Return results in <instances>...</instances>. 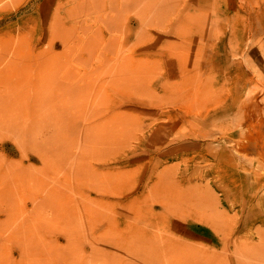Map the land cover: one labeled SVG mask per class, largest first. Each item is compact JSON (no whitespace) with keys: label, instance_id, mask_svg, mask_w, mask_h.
<instances>
[{"label":"rangeland","instance_id":"1","mask_svg":"<svg viewBox=\"0 0 264 264\" xmlns=\"http://www.w3.org/2000/svg\"><path fill=\"white\" fill-rule=\"evenodd\" d=\"M263 168L264 0H0V264H264Z\"/></svg>","mask_w":264,"mask_h":264},{"label":"bare ground","instance_id":"2","mask_svg":"<svg viewBox=\"0 0 264 264\" xmlns=\"http://www.w3.org/2000/svg\"><path fill=\"white\" fill-rule=\"evenodd\" d=\"M263 169H264V168H263ZM263 172H264V171H263ZM260 174H261V173H260ZM263 175H264V174H263ZM261 179H262V177H261ZM261 179H260V180H261ZM262 183H263V182H262ZM258 187H259V186H258ZM259 188H260V187H259ZM183 197H184V196H183ZM187 199H188V198H187ZM189 200H190V202H191V199H189ZM186 201H188V200H186ZM213 201H214V200H213ZM261 201H262V199H261ZM176 202H178V201H176ZM179 203H182V202H179ZM192 203H193V201H192ZM205 203H206V202H205ZM173 204H174V203H173ZM194 204H195V202H194ZM203 206H204V205H203ZM186 207H188V206H186ZM185 209H186V208H185ZM188 209H189V208H188ZM151 211H152V210H151ZM181 211H182V210H181ZM215 219H216V217H215ZM149 224H150V223H149ZM158 225H159V224H157L156 227H159ZM146 226H147V225H146ZM151 226H152V225H151ZM153 227H154V226H153ZM149 228H150V227H149ZM157 229H160V228H157ZM261 229H264V228H260V230H261ZM141 230L143 231V229H141ZM145 230H146V229H145ZM148 230H149V229H148ZM150 230H151V229H150ZM150 230H149V232H150ZM161 230H162V229H161ZM161 230H160V231H161ZM130 231H131V230H130ZM132 231H133V230H132ZM142 231H141V233H142ZM152 231H153V230H152ZM155 232H157V231H155ZM261 232L264 233V231H262V230H261ZM130 233H131V232H130ZM130 233H129V234H130ZM134 233H135V232H134ZM134 233H133V234H134ZM138 233H139V232H138ZM141 233H139V234H141ZM145 233H146V231H145ZM145 233H144V234H145ZM160 233H161V232H160ZM167 233H168V232H167ZM170 233H171V232H170ZM144 234H143V235H144ZM155 234H156V233H155ZM155 234H154V236H156ZM259 234H262V233L259 232ZM259 234H258V235H259ZM121 235H122V234H121ZM121 235H120V236H121ZM134 235H135V234H134ZM137 235H138V234H137ZM147 235H148V231H147ZM147 235H146V236H147ZM151 235H152V234H151ZM159 235H160V234H159ZM162 235H164V234H162ZM169 235H170V234H169ZM120 236H118V237H120ZM122 236H123V235H122ZM122 236H121V237H122ZM124 236H126V235L124 234ZM146 236L144 235L145 239H146ZM149 236H150V234H149ZM165 236H166V235H164L163 237H165ZM261 236L264 237L263 235H261ZM129 237H130V236H129ZM129 237H128V238H129ZM141 237H142V236H140V238H141ZM144 237H142V238H144ZM156 237H159V236H156ZM156 237H155V238H156ZM160 237H161V235H160ZM160 237H159V240H160ZM184 237H185V236H184ZM262 237H261V238H262ZM125 238H126V237H125ZM125 238L123 237V239H122V240H124V242H125ZM174 238H175V237H174ZM186 238H187V237H186ZM115 239H118V238H115ZM126 239H127V238H126ZM138 239H139V236H138ZM145 239H143L142 241H144ZM161 239H163V238H161ZM118 240H119V239H118ZM148 240H149V239H147L146 242H148ZM150 240H152V238H151ZM156 240H157V239H156ZM156 240H154V241H155V243H157V246H155V245H153V246H155L157 250H156L155 248H152V249H153V250L155 249V251H158V250H160V247H161V246H158V244L161 243L162 240H161V242H158L159 240H158V241H156ZM164 240H165V239H164ZM164 240H163V242H164ZM180 240H181V239H180ZM180 240H179V241H180ZM129 241H130V240H129ZM134 241H135V240H134ZM167 241H168V240H167ZM171 241H173V240H171ZM185 241H186V240H185ZM261 241H264V238H262ZM122 242H123V241H122ZM139 242H140V241H139ZM150 242H151V241H150ZM169 242H170V241H169ZM132 243H133V242H132ZM142 243H143V245L145 244V242H142ZM148 243H149V242H148ZM155 243H153V244H155ZM170 243H171V242H170ZM176 243H177V241H176ZM262 243H263V242H262ZM116 244H117V243H116ZM122 244H123V243H122ZM122 244H121V247H120V248H122V247L126 248V247H127L126 245H124V244L122 245ZM140 244H141V243H140ZM150 244H151V243H150ZM163 244H164V243H163ZM165 244H166V243H165ZM174 244H175V243H174ZM179 244H180V243H179ZM182 244H183V243H182ZM187 244H189V243H187ZM263 244H264V243H263ZM113 245H115V243H114ZM143 245H140V246H143ZM118 246H120V242H119V245H118ZM118 246H117V247H118ZM168 246H169V244H168ZM168 246H166V248H168ZM172 246H173V247H172ZM172 246H171V247H172L173 250L176 249V248H174L175 246L173 245V243H172ZM181 246H183V245H181ZM138 247H139V246H138ZM138 247H137V249H138ZM144 247L147 248L148 246H147V245H146V246L144 245ZM149 247H151V245H150ZM157 247H158V248H157ZM163 247H165V245H163L162 248H163ZM171 247H170V248H171ZM179 247H180V246H179ZM183 247H185V246H183ZM260 247H261V249H262L264 246L261 245ZM118 248H119V247H118ZM130 248H133V247H130ZM139 248H141V247H139ZM166 248H165V250H166ZM170 248H169V249H170ZM188 248H190V246H189ZM193 248H194V247H193ZM193 248H192V250H193ZM126 249L128 250V248H126ZM135 249H136V248H135ZM142 249H143V247H142ZM147 249H148V248H147ZM152 249H151V251H152ZM169 249H168V252H170ZM172 249H171V251H172ZM97 250H98V249H97ZM115 250H116V249H115ZM127 250H126V251H127ZM132 250H133V249H132ZM132 250L130 251L131 253L133 252ZM148 250H150V249H148ZM165 250H164V251H165ZM181 250H182V249H181ZM190 250H191V249H190ZM119 251H121V250H119ZM140 251H142V250H140ZM145 251H147V250H145ZM145 251H143V252H145ZM161 251H162V250L156 252V254H160ZM174 251H175V250H174ZM177 251H178V250H177ZM179 251H180V250H179ZM184 251H186V249H185ZM134 252H136V251H134ZM143 252H142V253H143ZM162 252H163V251H162ZM162 252H161V255H162V256H164V257L168 256V255H165V254L167 253V251L165 252V254H164V252H163V253H162ZM181 252H183V251H181ZM194 252H195V251H194ZM196 252H197V250H196ZM198 252H199L200 254H205V253H203V252L201 253V251H198ZM131 253H129V255H130ZM140 253H141V252H139V254H140ZM142 253H141V256H143ZM145 253H147V252H145ZM148 253H149V252H148ZM171 253H172V252H171ZM173 253H174V252H173ZM173 253H172V254H173ZM176 253H177V252H176ZM109 254H110V253H109ZM122 254H124V255L126 254L125 250H124V253H122ZM134 254H135V253H132V257H133ZM139 254H138V255H139ZM149 254H150V253H149ZM152 254H155L154 251H152ZM152 254H150V255H152ZM163 254H164V255H163ZM167 254H168V253H167ZM180 254H181V253H180ZM182 254H184V253H182ZM188 254H189V250H188ZM114 255H115V254H114ZM126 255H127V254H126ZM126 255H125V256H126ZM129 255H128V257H129ZM146 255H147V254H146ZM150 255H148V256H150ZM176 255H177V254H176ZM176 255H175V256H176ZM190 255H191V254H190ZM109 256H110V255H109ZM111 256H112V254H111ZM111 256H110V257H111ZM120 256H121V255H120ZM139 256H140V255H139ZM139 256H138V257H139ZM157 256H160V255H157ZM169 256H170V255H169ZM169 256H168V257H169ZM172 256H173V255H172ZM181 256H182V255H181ZM181 256H180V258H181ZM185 256H186V255L184 254V257H185ZM193 256H194V254H193ZM205 256H206V255H205ZM105 257H106V256H105ZM105 257H104V258H105ZM132 257H131V258H132ZM152 257H153V256H152ZM152 257H150V260H151V261H152V260L154 261L155 259H152ZM208 257H209V256H208ZM97 258H99V256H98ZM106 258H107V257H106ZM111 258H112V257H111ZM114 258H116V257H114ZM129 258H130V257H129ZM134 258H135V257H134ZM145 258H146V257H145ZM159 258H160V260H161V263H164V261H162L163 257H162V258L159 257ZM159 258H158V263L160 262ZM172 258H174V256H173ZM172 258H171V260H173ZM182 258H183V257H182ZM189 258H190V256H189ZM195 258H196V257H195ZM198 258H199V257H198ZM202 258H203V257H202ZM204 258H205V257H204ZM204 258H203L202 260H205ZM209 258H210V257H209ZM125 259H126V261L129 260V259H127V258H125ZM148 259H149V258H146V260H148ZM165 259H167V261H169L170 258H167V257H166V258H164V260H165ZM206 259H207V258H206ZM130 260H133V258L130 259ZM130 260H129V261H130ZM138 260H139V261H140V260L143 261L144 258L141 257V258H138ZM174 260H176V259H174ZM174 260H173V261H174ZM183 260H184V259H183ZM187 260H188V259H187V257H186V261H187ZM191 260H192V259H191ZM199 260H200V258H199ZM207 260H208V259H207ZM139 261H137V262H139ZM148 261H149V260H148ZM151 261H149L150 264L156 262V261H154V262H153V261L151 262ZM177 261H180V262H181V260H177ZM194 261L196 262L197 260H194ZM132 262H134V261H132ZM171 262H172V261H171ZM171 262L169 261L168 263H167V262H166V263L169 264V263H171ZM189 262H190V259H189ZM189 262H188V264H189ZM197 262H198V261H197ZM197 262H196V263H197ZM212 262H214V261H211V264H212ZM215 262H216V261H215ZM215 262H214V264H218V263H215ZM134 263H136V262H134ZM144 263H145V260H144ZM156 263H157V262H156ZM156 263H155V264H156ZM166 263H165V264H166ZM172 263H173V262H172ZM181 263H182V262H181ZM190 263H191V262H190ZM196 263H195V264H196ZM207 263H208V262H207ZM93 264H95V263H93ZM104 264H105V263H104ZM137 264H138V263H137ZM159 264H160V263H159ZM173 264H175V263H173ZM176 264H177V263H176ZM179 264H180V263H179ZM184 264H185V263H184ZM192 264H193V262H192ZM198 264H202V263L199 262Z\"/></svg>","mask_w":264,"mask_h":264}]
</instances>
